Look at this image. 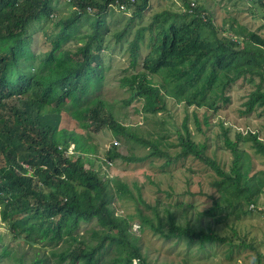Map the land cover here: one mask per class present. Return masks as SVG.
<instances>
[{
  "label": "trees",
  "instance_id": "16d2710c",
  "mask_svg": "<svg viewBox=\"0 0 264 264\" xmlns=\"http://www.w3.org/2000/svg\"><path fill=\"white\" fill-rule=\"evenodd\" d=\"M117 2L129 6L127 0H66L65 5L74 9L59 18L58 0H0V221L11 241L6 244L0 235V264H53L52 260L54 264H151L131 231L130 219L113 207L117 196L143 202L140 188L136 196L126 184L94 171L98 147L83 133L104 128L112 132L115 141L106 152L109 161L141 160L116 152L122 140L145 147L147 157L170 156L164 150V134H139L121 124L101 97L110 59L105 41L112 25L107 20H117L107 12L114 11ZM182 2L184 11H160L148 26L137 30L129 44L131 66L141 64L143 71L123 78L131 94L125 103L140 100L146 114L167 111V98L218 112L219 102H230L227 90L232 83L247 76L249 82L255 76L264 80L263 37L232 27L245 39L246 46L241 48L232 37L219 36L222 30L215 27L206 9ZM258 2L264 10V0ZM134 4L128 7L132 16L141 17L150 0ZM44 19L53 21V27L46 32V48L36 50L31 29ZM133 20L117 31L119 41ZM151 75L159 76V83ZM260 88L258 84L251 93L246 113L264 105ZM64 119L75 128L61 127ZM184 129L177 158L191 155L206 161L208 145L192 140L186 123ZM241 141L252 142L264 156V142L258 134L238 132L235 142L227 136L224 141L235 157L232 173L226 174L217 163H207L221 177L217 188L234 198L246 190L253 195L249 167L239 164ZM72 144L74 154L67 155ZM137 209L141 224L165 240L202 246L227 242L212 230L178 225L170 211L166 223L160 217L155 223ZM93 222L99 229H90V241L83 239L80 227ZM109 252L114 256L106 255Z\"/></svg>",
  "mask_w": 264,
  "mask_h": 264
},
{
  "label": "rangeland",
  "instance_id": "374dc122",
  "mask_svg": "<svg viewBox=\"0 0 264 264\" xmlns=\"http://www.w3.org/2000/svg\"><path fill=\"white\" fill-rule=\"evenodd\" d=\"M182 1L150 0L149 8L141 17H134L131 12L118 13L115 11H119L118 7H114L112 12H107L110 18L117 20H107L112 25L105 41V53L110 59L107 62L109 71L101 97L105 100L107 109L121 124L133 127L139 134L147 135L156 131L164 134V144L167 145L164 150L169 153V158L147 157L149 151L145 147L122 140L116 146V152L122 157L134 156L141 160L130 162L117 158L109 161L106 152L115 141L112 132L108 128L98 133L83 131L91 136V142L98 147L99 157H95L93 170L106 179H117L126 184L136 196L137 189L140 188L144 203L117 196L113 207L118 215L130 219L131 231L139 238L142 253L151 264H263L264 213L251 211L250 205L253 203L264 206V156L256 152L252 142H239V164L242 168L249 167L248 177L252 178L250 186L253 187L252 196L246 190L240 198L226 195L217 188L215 183L221 177L207 163H217L223 172L232 173L235 157L224 144L225 136L235 142L238 132L244 135L256 133L264 142V105L246 113V103L258 84H261L260 89L264 93V80L261 81L259 76H255L253 82H249L247 76L232 83L227 90L230 102H219L218 112L189 106L185 102L179 103L172 98H167V111L157 115L144 113L140 100H135L132 104L125 103L131 94L128 92V86L123 85V78L143 71L141 64L131 66L128 52L130 42L137 30L148 26L154 15L160 11H184ZM187 1H190L193 7L199 5L206 9L208 16L213 17L215 27L222 30L219 36L232 37L234 41L239 42L241 48L246 46L245 39L233 32L232 27L256 33L264 38V10L258 0ZM58 3L59 18L67 17L74 9L65 5L66 0H58ZM109 6L112 8V5ZM121 14L124 16L121 17ZM131 17L134 20L128 27L126 37L119 41L115 34L125 29ZM53 23L44 19L32 27L30 35L34 38L36 50L46 48L45 35L51 30ZM145 42L147 40L144 39ZM149 78L154 83H159V76L151 75ZM206 120L208 124L205 123ZM67 121L64 119L61 127L75 128L74 123ZM185 123L192 140L208 145L204 153L206 161L191 155L177 158L181 151L180 135H185ZM167 162L170 164L166 167ZM86 167L89 168L88 165ZM138 207L155 223L158 217L166 223V214L170 211L178 225H189L193 230H212L227 242L202 246L199 242L165 240L159 234L153 233L148 226L141 224ZM92 228L99 229L95 222L80 227L79 233L83 239H88ZM167 228L168 224L165 231ZM7 233V227L0 221V235H3L4 242L9 244L11 241ZM106 255L113 257L114 253L109 252ZM52 262L55 263L54 260ZM133 264H138V261Z\"/></svg>",
  "mask_w": 264,
  "mask_h": 264
},
{
  "label": "clouds",
  "instance_id": "9594fccd",
  "mask_svg": "<svg viewBox=\"0 0 264 264\" xmlns=\"http://www.w3.org/2000/svg\"><path fill=\"white\" fill-rule=\"evenodd\" d=\"M127 1L129 3L128 4L129 6H132L135 3V0H127ZM129 6H127L125 3H118V2H117V5H115V7H118L119 11L123 12L124 14H127V13L131 12V10L128 8ZM90 9L91 8H88L89 11H90ZM131 14H132V12H131ZM72 154H74V145L73 144L70 146L67 155H72ZM108 165H109V162H108ZM261 212L264 213L263 211H261Z\"/></svg>",
  "mask_w": 264,
  "mask_h": 264
},
{
  "label": "built area",
  "instance_id": "2783aa9c",
  "mask_svg": "<svg viewBox=\"0 0 264 264\" xmlns=\"http://www.w3.org/2000/svg\"><path fill=\"white\" fill-rule=\"evenodd\" d=\"M255 208V209H258L259 211H263L264 212V206H255V205H252L251 208Z\"/></svg>",
  "mask_w": 264,
  "mask_h": 264
},
{
  "label": "crops",
  "instance_id": "0c3cea01",
  "mask_svg": "<svg viewBox=\"0 0 264 264\" xmlns=\"http://www.w3.org/2000/svg\"><path fill=\"white\" fill-rule=\"evenodd\" d=\"M260 207V206H259ZM264 264V263H263Z\"/></svg>",
  "mask_w": 264,
  "mask_h": 264
}]
</instances>
